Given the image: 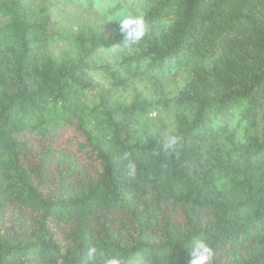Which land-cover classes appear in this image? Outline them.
Wrapping results in <instances>:
<instances>
[{
	"label": "trees",
	"instance_id": "obj_1",
	"mask_svg": "<svg viewBox=\"0 0 264 264\" xmlns=\"http://www.w3.org/2000/svg\"><path fill=\"white\" fill-rule=\"evenodd\" d=\"M65 3L104 24L0 0V264H264V0ZM71 123L93 172L26 139Z\"/></svg>",
	"mask_w": 264,
	"mask_h": 264
},
{
	"label": "rangeland",
	"instance_id": "obj_2",
	"mask_svg": "<svg viewBox=\"0 0 264 264\" xmlns=\"http://www.w3.org/2000/svg\"><path fill=\"white\" fill-rule=\"evenodd\" d=\"M32 2L35 10L46 8L50 12L51 23L55 27L70 30L82 26L83 23L97 25L101 22L104 24V21L99 18V14L90 13L78 7L67 8L66 0H32ZM104 57L107 60L112 59L110 56ZM151 89L153 87L149 84L144 92L147 93ZM132 90L130 87L127 93H122L127 101L130 100ZM26 139L33 150H36L41 142L43 145H50L58 153L57 163H61V165L71 163L76 167L77 172H80L81 167H86L92 172L97 168L94 158L88 154L87 149L81 147L84 139L73 123L59 128L50 139L39 142L35 135H29Z\"/></svg>",
	"mask_w": 264,
	"mask_h": 264
},
{
	"label": "clouds",
	"instance_id": "obj_3",
	"mask_svg": "<svg viewBox=\"0 0 264 264\" xmlns=\"http://www.w3.org/2000/svg\"><path fill=\"white\" fill-rule=\"evenodd\" d=\"M120 30L124 36V46L131 47L140 42L145 36V24L142 16L132 14H122L121 18L117 21ZM179 143V138L176 136H170L167 142L164 144V149L175 150ZM129 174L135 176L136 165L130 163ZM96 253V249L89 250V256L93 257ZM214 249L204 239L194 240L191 245L190 261L189 264H214ZM104 264H121V260L117 257H111L104 260Z\"/></svg>",
	"mask_w": 264,
	"mask_h": 264
}]
</instances>
